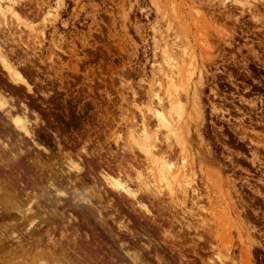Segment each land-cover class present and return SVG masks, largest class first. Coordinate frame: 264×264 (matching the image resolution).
<instances>
[{"label":"rangeland","instance_id":"1","mask_svg":"<svg viewBox=\"0 0 264 264\" xmlns=\"http://www.w3.org/2000/svg\"><path fill=\"white\" fill-rule=\"evenodd\" d=\"M230 1H3L12 13L0 16V53L31 92H10L1 67L0 84L39 115L47 153H37L130 187L144 173L147 211L125 196L100 208L114 241L143 264H264V0ZM167 61L180 73L170 87ZM155 97L165 115L180 114V146L157 131ZM134 123L156 129V164L184 171L172 196L148 184ZM74 215L69 240L106 264L113 239Z\"/></svg>","mask_w":264,"mask_h":264},{"label":"bare ground","instance_id":"2","mask_svg":"<svg viewBox=\"0 0 264 264\" xmlns=\"http://www.w3.org/2000/svg\"><path fill=\"white\" fill-rule=\"evenodd\" d=\"M3 1L0 0V16L6 17L11 15L12 5ZM235 1L241 5L246 0ZM0 67L11 84L10 92L19 91L12 85L22 86L27 92H31L30 85L7 63L1 53ZM178 67L170 64V74L164 79L168 87L174 85V76L180 74ZM4 88L6 87L0 84V263L105 264L103 258L95 252L90 254L91 250L87 251L88 246H81L82 244L69 240L77 234L78 226L75 224L77 221L74 214L80 217L84 227L92 230L93 225L100 226L113 239L115 235L105 225L106 215H101L100 208H112L115 196H125L132 200L133 207L147 211L142 197L137 195L141 192L139 185L143 188L146 185L144 173L142 175L138 172L136 178L139 185L130 187L127 181L117 176L112 178L100 171V181V177L98 179L92 176L87 170L83 172L86 174H82L81 169L71 165L69 167L60 158L48 155L41 157L37 152L45 154L47 149L38 143L40 134L44 132V129L36 125L40 122L39 115L31 111L20 99L15 101L11 98ZM166 103L172 106L169 96ZM164 108L160 98L155 97V103L148 111L155 121L157 131L161 130L164 134L165 141L173 138L180 146L177 135L180 114L174 112L172 116L169 111L165 115ZM132 128L129 134L131 147L133 145L151 164L146 174L148 184H152L154 189L165 187L172 196L171 186L178 182L177 179L184 171L175 169L174 174L178 176H172V164H156V155L161 153L156 148V129L152 132L144 124L136 126L135 123ZM86 181V184H89L87 187ZM147 190L149 189H144L145 192ZM113 244L116 251L105 253L106 264H143L137 256L127 253L128 250L123 248L120 240L113 239ZM89 247L92 246L89 244Z\"/></svg>","mask_w":264,"mask_h":264}]
</instances>
